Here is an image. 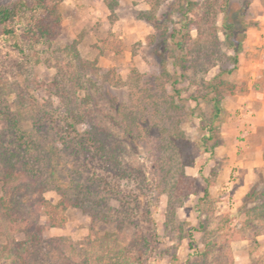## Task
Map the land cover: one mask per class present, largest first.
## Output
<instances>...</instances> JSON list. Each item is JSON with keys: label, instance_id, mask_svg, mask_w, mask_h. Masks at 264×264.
<instances>
[{"label": "rangeland", "instance_id": "obj_1", "mask_svg": "<svg viewBox=\"0 0 264 264\" xmlns=\"http://www.w3.org/2000/svg\"><path fill=\"white\" fill-rule=\"evenodd\" d=\"M173 1L0 0L19 9L14 27L20 17L50 28L32 43L18 27L16 43L0 26V196L5 166L22 171L11 202L27 219L10 220L0 205V264H14L1 245L23 240L20 229L31 224L45 242L30 264H264V6L250 2L238 67L226 76L231 89L209 131L213 108L201 99L202 86L179 79V107L169 112L156 111L147 98L150 91L160 102L168 98L179 71L162 28L139 17L151 12L171 32L181 16L161 14ZM233 1L239 19L249 0ZM216 27L222 40V14ZM190 35L196 39L197 30ZM219 53L230 51L222 46ZM70 110L76 130L64 118ZM4 115H14L20 130ZM121 115L137 120L143 136L131 141ZM161 115L181 121L185 137L177 148L156 138L169 123ZM98 123L102 152L85 140ZM21 132L34 139L32 151L19 146ZM43 199L57 207L47 213Z\"/></svg>", "mask_w": 264, "mask_h": 264}, {"label": "trees", "instance_id": "obj_2", "mask_svg": "<svg viewBox=\"0 0 264 264\" xmlns=\"http://www.w3.org/2000/svg\"><path fill=\"white\" fill-rule=\"evenodd\" d=\"M250 2L251 0L242 4L240 11L243 14H241L240 17H237L239 19H235V4L233 0H202L201 2L192 0H174L170 5V10L161 14L162 16H165L166 19L171 18L172 14H174L175 12L181 16L179 18L181 26L179 28L174 27L171 32L169 30L172 27H168L166 23L161 25V23H159L161 19H156V16L151 12L144 11L141 13L142 15H140L139 18L145 19L146 21H152L154 27L162 28L159 36L165 38V41L172 42L174 46L173 49H171L168 44H165V48L166 51L169 52V55L167 56H171L173 58L172 64L174 69L176 71H179L177 78L173 81V92L172 94L168 95V98L161 95L163 98L161 97L162 101L160 102L158 99L159 96L157 94H153L150 91V93L147 95V98L149 97V101L156 106V111H159L161 113L169 112V109L179 107V105L175 103V96L179 97L180 91L175 87V83H177L181 78H186L188 79L189 83L202 86V89H200L201 99L207 100L212 103L213 110L211 112V121L207 126L209 128V131H211L213 122L221 113L220 101L223 92L231 89L229 87L228 81L226 80V76L232 74L237 70L239 53L244 48L246 31L249 26L245 14L248 12L247 10ZM194 7H197L199 11L193 12ZM109 8L110 10L112 9L111 6ZM18 12L19 9H17L15 6L4 4L0 5V26L2 35H5L7 38H12L13 42L15 41L17 43V37L19 35L18 27H23L24 30L31 33V42L35 43L38 42L40 38L50 33V28L46 25H43V23H32L30 21L25 23V21L20 17L18 18V27H14V20L18 15ZM193 14H195V18L193 17ZM218 14H222V40L218 38V29L216 27V17L218 16ZM169 21L171 22V20ZM183 29L185 31L181 36V40L175 39L176 33H179ZM191 29L197 30L196 39L191 38ZM156 37L157 36L153 35L154 39H156ZM222 46L225 49L229 50L230 53L217 54L218 52H220V47ZM176 49L180 51L179 54L173 53V51ZM214 56H216L218 60H220V63L219 61L217 63L214 62V60L212 59ZM215 65L218 66V70L212 77L207 80H205L204 77H201L199 82L196 81L195 78L199 74V71H201L202 74H205L212 66ZM262 76L264 78V63ZM200 97L192 96L195 101H199ZM112 98L116 97L112 96ZM167 103L168 106L165 107L163 104ZM119 105V103L116 104V106ZM68 112L69 113H66L64 118L68 122V124L73 127L74 130H76L75 125L79 122V119L76 117V113L73 110H70ZM129 116L131 115H121L120 120L124 131H126L128 136L130 137V140L133 141L136 137L143 136L142 131L144 130V128L141 127L139 123H137V120L134 121L130 119ZM161 116L162 120L166 119V121H168L169 123L165 121L166 124H163L162 128H157L158 133L156 132V138L162 143L163 147L165 145L167 147L169 146L170 148H177V144L179 145L180 139L185 137L184 131L179 128V123L181 121L179 120L177 115ZM4 117L6 120H8L10 126L20 130V126L18 125V122L14 115H4ZM102 131L104 130L101 127L100 123H98V125L92 126V128L87 131V137L85 139H91V141H93V144H96V148L100 149L101 152L106 144L105 137L103 136ZM17 140L19 146H24L25 150L32 151L34 149V139L27 136L25 137V133L21 132L17 137ZM187 164L188 163H183V165ZM154 166H156L155 163ZM20 174H22V171L19 170L13 173L11 166H5V172L3 175L4 181L2 184V195L0 196V205L4 208L5 214L10 220H22V222L24 223L27 221V219L23 220L20 216L15 215L13 211V203L11 202V187L13 185V182L22 176ZM205 193H207V191H205ZM41 202V204H44L45 206H48L50 208L48 210L46 209L47 213H49V211H53L57 207L56 205H51L44 199L41 200ZM52 223L55 225L56 222L52 221ZM41 231L42 230L38 225H26L24 229H20V232L25 236L23 240H7L6 243L1 245V248H8L14 264H30L29 260L36 251V248L41 243L45 242L42 237ZM12 243H14L15 247L9 248Z\"/></svg>", "mask_w": 264, "mask_h": 264}, {"label": "crops", "instance_id": "obj_3", "mask_svg": "<svg viewBox=\"0 0 264 264\" xmlns=\"http://www.w3.org/2000/svg\"><path fill=\"white\" fill-rule=\"evenodd\" d=\"M253 7L254 6H264V0H252Z\"/></svg>", "mask_w": 264, "mask_h": 264}]
</instances>
